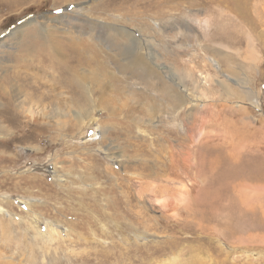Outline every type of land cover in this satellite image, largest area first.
<instances>
[{"label":"rangeland","instance_id":"obj_1","mask_svg":"<svg viewBox=\"0 0 264 264\" xmlns=\"http://www.w3.org/2000/svg\"><path fill=\"white\" fill-rule=\"evenodd\" d=\"M0 264H264V0H0Z\"/></svg>","mask_w":264,"mask_h":264},{"label":"bare ground","instance_id":"obj_2","mask_svg":"<svg viewBox=\"0 0 264 264\" xmlns=\"http://www.w3.org/2000/svg\"><path fill=\"white\" fill-rule=\"evenodd\" d=\"M140 59V58H139ZM142 59V58H141ZM143 60V59H142ZM139 61V60H138ZM211 65L214 66L216 69H218L215 64L214 61H210ZM142 65V64H141ZM140 65V66H141ZM145 65V64H144ZM138 68V67H137ZM147 68V67H146ZM82 116V115H81ZM211 135L209 134H204V131L199 128L198 130H196L194 132V134L192 135V140H195L196 143H198L199 146L204 147V145H206L207 143H209L210 141H212V137H210ZM164 137V136H161ZM173 149V148H172ZM235 149V148H234ZM239 152V151H238ZM186 154V153H185ZM238 154V153H237ZM234 155V154H233ZM174 156L172 151L170 153V159L169 162H174ZM184 157V156H183ZM234 157V156H233ZM164 158V157H163ZM236 158V157H235ZM182 162L184 164L188 163V157L187 158H183ZM149 186L147 188L149 193H154V186L152 185H147ZM248 187V186H246ZM163 191L161 192L162 197H164V199H160V200H156L157 203H159L161 206L162 211L167 214L169 217L177 218V208L178 206H185L189 203V197L191 195V192L189 191V189L187 190L186 187H180L179 189H177L173 194L171 195H166V189L162 188ZM251 200V199H250ZM247 203V202H246ZM5 230V229H4Z\"/></svg>","mask_w":264,"mask_h":264}]
</instances>
